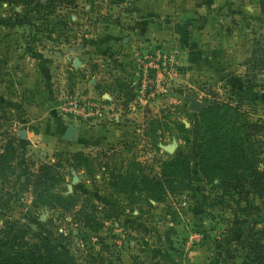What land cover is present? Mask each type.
<instances>
[{"label":"rangeland","instance_id":"rangeland-1","mask_svg":"<svg viewBox=\"0 0 264 264\" xmlns=\"http://www.w3.org/2000/svg\"><path fill=\"white\" fill-rule=\"evenodd\" d=\"M12 11L23 23L0 25V151L13 148L0 177V227L30 228L25 239L40 235L73 264H222L248 227L264 228V192L237 209L235 194L200 175L192 134L185 142L171 125L149 131L152 119L188 127L189 99L204 105L212 92L263 124L264 168V0L0 3V16ZM122 18L128 39L103 50L108 24ZM74 152L87 155V169L72 167ZM175 155L188 160L189 190L153 200L114 185L134 174L133 162L147 174ZM41 163L59 164L72 209L31 207L23 175Z\"/></svg>","mask_w":264,"mask_h":264},{"label":"trees","instance_id":"trees-1","mask_svg":"<svg viewBox=\"0 0 264 264\" xmlns=\"http://www.w3.org/2000/svg\"><path fill=\"white\" fill-rule=\"evenodd\" d=\"M40 0H0L11 6L27 7ZM49 2L69 5L75 0H48ZM18 14L0 16V25L9 27L21 24ZM199 112H188L190 123L185 127L177 118L169 121L152 119L149 131L158 127L173 126L179 134L178 139L187 142L190 134L194 136L193 148L197 155V169L202 178L220 190V194H235V206L243 211L250 204L249 199L259 197L264 192V168L259 164V134L263 124L250 121L237 104L220 101L215 94L203 98ZM193 129V130H192ZM147 134V131L144 132ZM144 134V135H145ZM13 154L11 146L0 151V177L9 169L7 164ZM73 168L87 167L88 157L81 152L71 154ZM59 164L41 163L34 170L23 175L24 186L30 187L31 207L61 209L64 211L76 206V195L65 193V179L57 169ZM133 173L117 175L114 185H129L131 190L144 193L153 200L164 194L189 190L190 169L188 160L175 155L159 160L158 170L145 173L140 162H133ZM87 169V168H86ZM127 187V186H125ZM239 201L244 204L240 206ZM37 223L36 218H31ZM30 228L4 221L0 227V264H73L70 255L57 250L48 240L38 234L29 239L25 236ZM34 238V241L31 240ZM242 244L224 252L222 264H264V228L250 226L240 234ZM231 261L228 263L227 259Z\"/></svg>","mask_w":264,"mask_h":264},{"label":"crops","instance_id":"crops-1","mask_svg":"<svg viewBox=\"0 0 264 264\" xmlns=\"http://www.w3.org/2000/svg\"><path fill=\"white\" fill-rule=\"evenodd\" d=\"M126 21L127 20L125 18H122V21L118 25L112 24V23L108 24V27L107 28L110 27V29L111 28L112 29H111V32L107 34L108 35L107 36L108 45L105 46L104 48H102L103 50L104 49H108L110 45H114L117 40H119L120 42H123L126 39H128V37L125 38V35H121L120 34V32H122V30L124 28H126L127 25H128ZM143 23L144 22H139L138 24H143ZM180 24H184V20H181ZM115 27H117V28H115ZM119 30H120V32H119ZM92 79H93V77H90V80L89 81H91ZM102 94H104V93H102Z\"/></svg>","mask_w":264,"mask_h":264},{"label":"water","instance_id":"water-1","mask_svg":"<svg viewBox=\"0 0 264 264\" xmlns=\"http://www.w3.org/2000/svg\"><path fill=\"white\" fill-rule=\"evenodd\" d=\"M72 65L73 66H78V60L77 58H73L72 59ZM203 105L200 104L196 99L194 98H191L189 99L188 101V104H187V109L190 110V111H193V112H199L201 109H202ZM74 134V128L71 127V126H67L64 130V136L66 138H70L72 137ZM168 151L171 150V147H165Z\"/></svg>","mask_w":264,"mask_h":264},{"label":"built area","instance_id":"built-area-1","mask_svg":"<svg viewBox=\"0 0 264 264\" xmlns=\"http://www.w3.org/2000/svg\"><path fill=\"white\" fill-rule=\"evenodd\" d=\"M85 105L92 106V107H97L96 104H93V103H90V104L85 103ZM76 106H78V105L75 102H72V104H71V110L72 111H79L78 109H76Z\"/></svg>","mask_w":264,"mask_h":264}]
</instances>
